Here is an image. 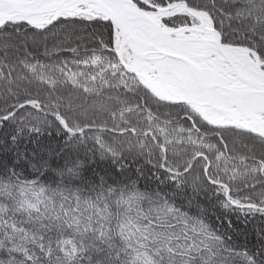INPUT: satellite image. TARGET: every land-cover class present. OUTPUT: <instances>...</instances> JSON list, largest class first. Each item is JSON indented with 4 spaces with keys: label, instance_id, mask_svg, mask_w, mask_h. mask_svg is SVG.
Masks as SVG:
<instances>
[{
    "label": "snow or ice",
    "instance_id": "1",
    "mask_svg": "<svg viewBox=\"0 0 264 264\" xmlns=\"http://www.w3.org/2000/svg\"><path fill=\"white\" fill-rule=\"evenodd\" d=\"M0 264H264V0H0Z\"/></svg>",
    "mask_w": 264,
    "mask_h": 264
}]
</instances>
